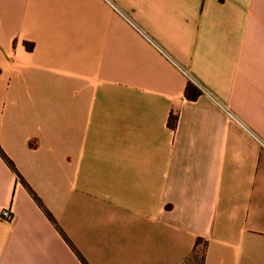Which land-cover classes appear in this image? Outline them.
I'll use <instances>...</instances> for the list:
<instances>
[{
	"label": "crops",
	"instance_id": "crops-1",
	"mask_svg": "<svg viewBox=\"0 0 264 264\" xmlns=\"http://www.w3.org/2000/svg\"><path fill=\"white\" fill-rule=\"evenodd\" d=\"M0 148V264H264V0H0Z\"/></svg>",
	"mask_w": 264,
	"mask_h": 264
},
{
	"label": "trees",
	"instance_id": "trees-1",
	"mask_svg": "<svg viewBox=\"0 0 264 264\" xmlns=\"http://www.w3.org/2000/svg\"><path fill=\"white\" fill-rule=\"evenodd\" d=\"M185 93H186V97L188 99H190V100H194L200 95V91L197 90L192 84H188ZM175 120H176V118H174V121ZM0 155L8 163V165L12 169H14V166H13L12 162L7 158V156L4 154V152L1 150V148H0Z\"/></svg>",
	"mask_w": 264,
	"mask_h": 264
},
{
	"label": "built area",
	"instance_id": "built-area-1",
	"mask_svg": "<svg viewBox=\"0 0 264 264\" xmlns=\"http://www.w3.org/2000/svg\"><path fill=\"white\" fill-rule=\"evenodd\" d=\"M1 218L6 221H12L13 220V213L11 209H3L1 212ZM199 260L202 261V255L198 256Z\"/></svg>",
	"mask_w": 264,
	"mask_h": 264
}]
</instances>
